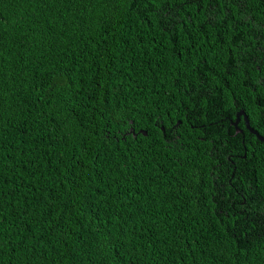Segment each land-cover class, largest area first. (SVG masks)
<instances>
[{
	"label": "trees",
	"instance_id": "trees-1",
	"mask_svg": "<svg viewBox=\"0 0 264 264\" xmlns=\"http://www.w3.org/2000/svg\"><path fill=\"white\" fill-rule=\"evenodd\" d=\"M239 112L264 0H0V264H264Z\"/></svg>",
	"mask_w": 264,
	"mask_h": 264
},
{
	"label": "water",
	"instance_id": "water-1",
	"mask_svg": "<svg viewBox=\"0 0 264 264\" xmlns=\"http://www.w3.org/2000/svg\"><path fill=\"white\" fill-rule=\"evenodd\" d=\"M241 116L244 117V119H245V123H246V127H247V129L250 131V133L253 134L254 136H256V138H257L259 141L264 142V137L261 136L257 131H255V130L251 127L250 122H249V120H248V117L246 116V114H245L244 112H239V113H238V116H237V117H238L237 121L233 123V126L237 129V131H238V127H237V126H238L239 119H240ZM178 124H180V122H179ZM133 133H134V132H133ZM139 133H141V134H143V135H145V136L147 135V133H146V132H143V131H140Z\"/></svg>",
	"mask_w": 264,
	"mask_h": 264
}]
</instances>
